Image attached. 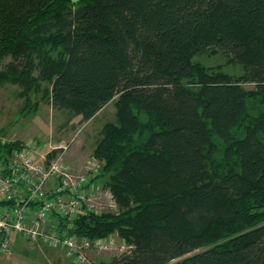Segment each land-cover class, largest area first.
Returning <instances> with one entry per match:
<instances>
[{
  "label": "trees",
  "instance_id": "1",
  "mask_svg": "<svg viewBox=\"0 0 264 264\" xmlns=\"http://www.w3.org/2000/svg\"><path fill=\"white\" fill-rule=\"evenodd\" d=\"M208 53L241 76L192 62ZM5 59L0 86L44 84L54 110L115 106L92 181L118 213L80 214L73 233L131 247L99 264H264V0H0Z\"/></svg>",
  "mask_w": 264,
  "mask_h": 264
},
{
  "label": "built area",
  "instance_id": "2",
  "mask_svg": "<svg viewBox=\"0 0 264 264\" xmlns=\"http://www.w3.org/2000/svg\"><path fill=\"white\" fill-rule=\"evenodd\" d=\"M48 154L25 144L0 158V254L18 236L64 250L77 264H89L90 251L114 250V242L110 236L94 241L79 237L73 223L83 213L117 214L114 196L92 181L100 172L95 160L86 162L85 174L76 178L63 161L64 152L50 159Z\"/></svg>",
  "mask_w": 264,
  "mask_h": 264
},
{
  "label": "rangeland",
  "instance_id": "3",
  "mask_svg": "<svg viewBox=\"0 0 264 264\" xmlns=\"http://www.w3.org/2000/svg\"><path fill=\"white\" fill-rule=\"evenodd\" d=\"M226 58L221 54L208 53L194 56L192 62L204 67L207 72L229 74L239 78L241 76L240 69ZM9 61L10 59H5L0 62V70ZM244 86L247 89L253 88L252 85ZM44 89L45 85L41 84L39 93L23 95L21 88L17 85L0 86V142L28 144L31 149L37 148L41 155L55 150L61 152V149H64L63 161L70 167L72 176L76 178L85 174L86 162L95 160L94 162L101 168L102 162L94 158V155L99 141V133L107 123L115 121L116 109L113 102L106 104L94 118L84 122L80 116L72 117L66 111H57L51 108L45 103L46 92L43 91ZM259 106L257 104L250 105V112L257 115L262 107ZM104 181L96 180L95 182L103 186ZM109 236L110 240L114 242V250L90 251L89 264L110 262L120 252L130 249L131 246L117 232H113ZM17 239L20 240V238ZM19 243L20 247L25 248L24 254L29 255L28 258L32 257L37 264H77L73 258L66 257L64 251L53 249L59 251L53 254L49 251L52 248H49L48 245L25 241ZM37 245H40L42 251L36 248L39 247ZM34 250L36 253H31ZM9 252L10 249L3 255L9 254Z\"/></svg>",
  "mask_w": 264,
  "mask_h": 264
},
{
  "label": "crops",
  "instance_id": "4",
  "mask_svg": "<svg viewBox=\"0 0 264 264\" xmlns=\"http://www.w3.org/2000/svg\"><path fill=\"white\" fill-rule=\"evenodd\" d=\"M17 238H20L18 236H16L13 240V243L10 247V252L9 254H0V264H37L33 259L32 257H27L29 255H25V248L23 247H20V241H23L21 238L20 240L17 239ZM39 247H36L38 248L39 250L42 251V248L40 247V245H37ZM50 248V247H49ZM32 249V248H30ZM55 248H52L51 250H49L50 252H52L53 254L55 253H58L57 251L55 250H61V249H55ZM61 251H64V250H61ZM65 252V251H64ZM31 253H36L35 250L32 251ZM65 256L69 258V256L65 253Z\"/></svg>",
  "mask_w": 264,
  "mask_h": 264
},
{
  "label": "clouds",
  "instance_id": "5",
  "mask_svg": "<svg viewBox=\"0 0 264 264\" xmlns=\"http://www.w3.org/2000/svg\"><path fill=\"white\" fill-rule=\"evenodd\" d=\"M52 152H53V151H52ZM61 152H64V150H63V149H61ZM56 153H60V152H57V150H56ZM56 153H55V154H56Z\"/></svg>",
  "mask_w": 264,
  "mask_h": 264
}]
</instances>
